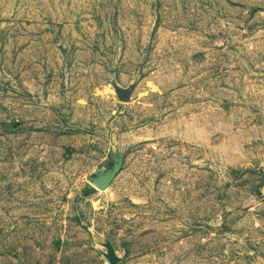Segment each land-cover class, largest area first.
Listing matches in <instances>:
<instances>
[{
	"label": "rangeland",
	"instance_id": "1",
	"mask_svg": "<svg viewBox=\"0 0 264 264\" xmlns=\"http://www.w3.org/2000/svg\"><path fill=\"white\" fill-rule=\"evenodd\" d=\"M0 264H264V0H0Z\"/></svg>",
	"mask_w": 264,
	"mask_h": 264
}]
</instances>
